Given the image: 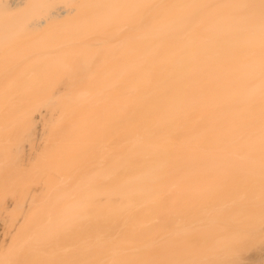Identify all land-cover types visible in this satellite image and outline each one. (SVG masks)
<instances>
[{"label": "bare ground", "instance_id": "bare-ground-1", "mask_svg": "<svg viewBox=\"0 0 264 264\" xmlns=\"http://www.w3.org/2000/svg\"><path fill=\"white\" fill-rule=\"evenodd\" d=\"M61 15L63 60L55 39L43 66L65 67L63 167L31 247L54 264H264V0H65Z\"/></svg>", "mask_w": 264, "mask_h": 264}, {"label": "rangeland", "instance_id": "rangeland-1", "mask_svg": "<svg viewBox=\"0 0 264 264\" xmlns=\"http://www.w3.org/2000/svg\"><path fill=\"white\" fill-rule=\"evenodd\" d=\"M10 1L0 0V150L3 148L4 151L0 155L4 159L0 160L5 162H0V254L8 253L12 257L6 264H54L31 247V220L43 221L44 213L47 216L49 209L48 195L52 201L51 181L56 165L43 158V154L48 152L55 139L60 138V144H63L65 136V67L60 66L59 73L55 72L58 67L43 66L45 54L49 55L46 62L52 60L55 39V52L63 60L65 17L61 10L65 8V0H26L15 7L10 6ZM56 7L59 17L52 14ZM44 17H47L45 22L39 25ZM54 30L56 37L52 34ZM105 31L101 39L111 34L110 27ZM57 92L55 110L51 101L47 106L33 105L45 97L51 100ZM61 153L62 159L63 145ZM61 166H56L55 174L56 170L61 171ZM21 236L27 242L23 247L13 249ZM48 249L52 251V246L48 245Z\"/></svg>", "mask_w": 264, "mask_h": 264}, {"label": "crops", "instance_id": "crops-1", "mask_svg": "<svg viewBox=\"0 0 264 264\" xmlns=\"http://www.w3.org/2000/svg\"><path fill=\"white\" fill-rule=\"evenodd\" d=\"M49 65L50 64H48V66ZM46 66H47V64H46ZM53 67H56V65L53 66ZM43 72H45V71H43ZM55 72H59L60 73V66H58V69L55 70ZM57 96H58V92H57V94L54 93V95L52 96L51 100H50V97H45V98H43V100H41L38 103H34L33 105L36 106L38 104H43V105L47 106V105H50V101H51L52 102L51 105H53L54 110H55L56 107L58 106V102H57V98L58 97ZM58 116H60V114H58ZM59 140H60V138L59 139H55L54 142H53V144H51V148L48 150V152L46 153V157H45L47 161L50 160V157L52 156V154H55V151L57 149V146H58V152H60V141ZM3 141H4V139H3ZM55 160H56V158L53 156V162H55Z\"/></svg>", "mask_w": 264, "mask_h": 264}]
</instances>
